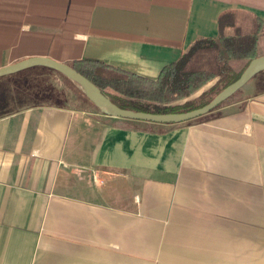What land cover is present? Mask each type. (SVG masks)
<instances>
[{
  "label": "crops",
  "instance_id": "crops-1",
  "mask_svg": "<svg viewBox=\"0 0 264 264\" xmlns=\"http://www.w3.org/2000/svg\"><path fill=\"white\" fill-rule=\"evenodd\" d=\"M235 10L264 22V0H0V69L49 57L156 80ZM35 70L67 92L0 97V264H264V71L160 124L108 115L52 68L0 83Z\"/></svg>",
  "mask_w": 264,
  "mask_h": 264
},
{
  "label": "trees",
  "instance_id": "trees-1",
  "mask_svg": "<svg viewBox=\"0 0 264 264\" xmlns=\"http://www.w3.org/2000/svg\"><path fill=\"white\" fill-rule=\"evenodd\" d=\"M263 26L264 22L259 17L246 11L235 10L224 14L220 18L218 37L195 41L176 62L166 66L156 80L94 61L80 60L66 64L92 81L121 108L155 114L188 113L210 103L258 58V35ZM216 79L214 86L200 96L178 104Z\"/></svg>",
  "mask_w": 264,
  "mask_h": 264
},
{
  "label": "water",
  "instance_id": "water-1",
  "mask_svg": "<svg viewBox=\"0 0 264 264\" xmlns=\"http://www.w3.org/2000/svg\"><path fill=\"white\" fill-rule=\"evenodd\" d=\"M37 66L48 67L62 72L74 83H76L91 101H93L100 109L110 116L144 122L174 124L195 119L218 107L221 103H223L240 88H242L250 79L264 71V56L255 59L237 81L217 95L210 103L202 108L188 113L155 114L121 108L116 105L109 97H107L97 85H95L77 70L66 63L58 62L49 57L27 60L2 68L0 69V77Z\"/></svg>",
  "mask_w": 264,
  "mask_h": 264
},
{
  "label": "rangeland",
  "instance_id": "rangeland-1",
  "mask_svg": "<svg viewBox=\"0 0 264 264\" xmlns=\"http://www.w3.org/2000/svg\"><path fill=\"white\" fill-rule=\"evenodd\" d=\"M260 50L264 52V44ZM64 86L58 85L50 71L35 70L13 78L10 82L0 83V97H3L11 107L49 103L64 97V93L67 92Z\"/></svg>",
  "mask_w": 264,
  "mask_h": 264
}]
</instances>
